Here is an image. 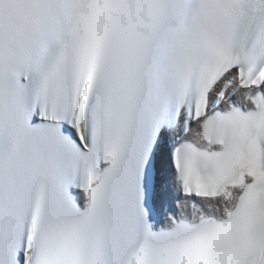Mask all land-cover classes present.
Listing matches in <instances>:
<instances>
[{
	"label": "snow or ice",
	"instance_id": "snow-or-ice-1",
	"mask_svg": "<svg viewBox=\"0 0 264 264\" xmlns=\"http://www.w3.org/2000/svg\"><path fill=\"white\" fill-rule=\"evenodd\" d=\"M0 264H264V0H0Z\"/></svg>",
	"mask_w": 264,
	"mask_h": 264
}]
</instances>
